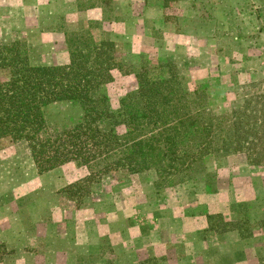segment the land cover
Segmentation results:
<instances>
[{"label": "rangeland", "instance_id": "rangeland-1", "mask_svg": "<svg viewBox=\"0 0 264 264\" xmlns=\"http://www.w3.org/2000/svg\"><path fill=\"white\" fill-rule=\"evenodd\" d=\"M53 1L58 8L68 2L0 0V45L26 41L33 49L36 64H64L69 59L66 45L56 44L52 49L33 46L29 32L91 29L98 39L116 42L118 60L124 65L123 71H114V82L103 89L114 103L136 87L135 73L143 65L169 58L192 88L201 86L206 90L216 115L232 114L233 109L245 108L248 102L247 110L251 111L264 101V0H76L77 12L59 14L47 5L42 14L28 13V25L18 28L13 4L28 10L23 2L45 6ZM90 9H101L103 19L89 18ZM81 116L77 101L59 102L48 108L49 121L59 129L75 125ZM91 171L69 162L40 174L25 142L0 141V230L9 225V213L16 218L24 207L30 208L26 214L29 219L44 211L46 219L62 224L69 216L63 210L71 202L82 217H71L78 226L74 237H86L88 230L106 221L113 230L124 217H138L143 223L157 225L156 231H160L163 221L166 235L177 237V220L186 221L185 212L197 214L198 205L203 203L212 210L226 208L225 219L238 224L242 233L234 236L230 231L226 235L221 232L219 220L213 219L215 227L209 225L200 233L206 240L203 247L215 253L221 264H233L231 257L223 256L222 249L233 252L237 260L247 255V264H264V164H249L245 153L209 155L195 165L188 175L190 179L186 175L182 183L159 188L154 170L113 173L100 180L92 178ZM117 211L119 218L111 215ZM107 241L104 250L110 252ZM177 243L173 250L183 254L186 247ZM47 247H53L49 240ZM28 249L9 251L0 242V264H21V252L27 253ZM98 258L82 257L78 264H96ZM205 260L210 264L209 258Z\"/></svg>", "mask_w": 264, "mask_h": 264}, {"label": "trees", "instance_id": "trees-1", "mask_svg": "<svg viewBox=\"0 0 264 264\" xmlns=\"http://www.w3.org/2000/svg\"><path fill=\"white\" fill-rule=\"evenodd\" d=\"M65 35L64 64H36L26 41L0 45V141L25 142L40 174L69 162L87 166L97 180L154 170L159 188L184 182L218 152L245 153L249 164H264V101L251 111L248 102L216 115L206 90L192 88L169 58L143 65L136 87L114 103L103 89L114 82V71L124 70L116 42L98 39L91 29ZM64 101H77L82 116L59 129L48 108ZM213 219L221 232L241 233L223 214L209 215L210 226Z\"/></svg>", "mask_w": 264, "mask_h": 264}, {"label": "crops", "instance_id": "crops-1", "mask_svg": "<svg viewBox=\"0 0 264 264\" xmlns=\"http://www.w3.org/2000/svg\"><path fill=\"white\" fill-rule=\"evenodd\" d=\"M67 1L59 8L55 7L54 1L53 4L48 2L45 6L37 4L31 6L30 2H23L22 4L26 5L28 10L25 7L13 4V16L18 18V28L22 29L30 21V18H27L28 13L29 15H35L38 12L42 14L47 5L59 14L77 12L76 0ZM88 16L94 20H101L103 19V12L101 9H90ZM24 24L26 25L24 26ZM25 28L24 30H26ZM28 37L33 46L37 45L52 49L56 44L65 45L66 35L62 30L51 29L29 32ZM150 200L153 201L154 198L150 197ZM74 206L70 202L68 208L63 210V213L69 216H66L67 219L63 220L62 224H58L55 220L46 219L44 211L40 214L37 213L35 216L32 215L31 219L27 218L26 214H28L29 207L20 209L21 211L19 210L16 218L11 217V213H9L8 219L10 222L5 229L0 230V242L9 251L30 249L27 253L21 252L23 254L21 258H24L21 264H78L82 257L91 256L99 257L96 264H155L158 260H162L163 264H205V262L207 263L206 258H209L210 264H221L220 259L214 256L215 253L212 254L210 250L208 251L203 247L202 244L206 240L202 238L200 233L209 227V215L220 212L226 216V208L212 210L210 206L202 203L198 205L197 214L188 215L186 212L183 213V218H187V220H177V228H180L177 237L166 235L167 226L165 222L162 221L159 225L160 231H156L154 227L157 225L143 223L138 217L137 220L124 217L123 223H117L113 230L111 224L107 221L97 223L98 225L94 227L95 230L92 228L88 230L89 233L86 234V237H74V231H77L78 226L76 219L71 220V217L77 215L81 217V212L75 209ZM149 206H151V209L154 208L150 204ZM5 209L8 213L9 209ZM115 214L117 215L116 218L120 217L118 211L111 213V215ZM154 224H156L155 221ZM229 232L225 234L231 233L234 236H239V232L236 230ZM69 235L72 237H69ZM47 240L53 244L51 250L47 247ZM106 241L110 243L112 248L110 252L104 250ZM177 242L180 243L181 247H186L183 254L173 250L174 243ZM222 250L225 258H232L231 263L247 264V255L244 256L245 258L241 257L237 260L233 252L226 249Z\"/></svg>", "mask_w": 264, "mask_h": 264}]
</instances>
